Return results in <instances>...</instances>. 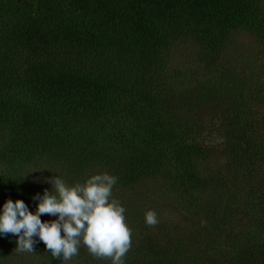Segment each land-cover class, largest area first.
<instances>
[{"label":"trees","instance_id":"16d2710c","mask_svg":"<svg viewBox=\"0 0 264 264\" xmlns=\"http://www.w3.org/2000/svg\"><path fill=\"white\" fill-rule=\"evenodd\" d=\"M254 5L256 0H0V163L39 161L47 170L58 165L83 177L97 162L125 185H139L172 162L188 189L191 184L202 192L208 183L185 167L209 148L191 138V128L174 126L170 112L206 96L175 99L165 70L183 38H194V57L213 66L229 31L254 25ZM217 97L208 98L215 107L227 104L222 92ZM225 111L232 120L223 144L240 145L228 170L231 195L218 216L225 219L186 233L192 248L180 250L193 252L198 264H264V116L242 101ZM122 117L134 133L113 130ZM11 174L0 175V211L7 200L19 199L35 213L34 191L16 170ZM33 239V246L49 251ZM16 240L0 235V250ZM150 246L125 264H171Z\"/></svg>","mask_w":264,"mask_h":264},{"label":"rangeland","instance_id":"374dc122","mask_svg":"<svg viewBox=\"0 0 264 264\" xmlns=\"http://www.w3.org/2000/svg\"><path fill=\"white\" fill-rule=\"evenodd\" d=\"M256 5L254 6L259 15L251 19L254 25L251 28L241 26L231 29L224 40L225 48L213 66L205 67L194 57L197 49L194 38H183L174 46L171 63L168 70H165L166 74L172 76V81L167 82V85L174 91L173 96L176 99V95L183 93H205L206 100L202 103L193 102L170 112L171 119L176 127L191 128L192 133H195L191 138L209 148L205 155H192L188 159V166L184 162L178 167L193 168L197 177L208 185L202 192L191 189V184L188 189V184L181 177L182 171L172 162L161 169V174L139 185H125L117 177L112 190L113 197L125 207L126 221L132 228V246L124 257V264L137 255L142 256L143 245L146 243H150L152 250L158 252L157 258L165 262L198 264V256L195 257L193 252H183L187 247L192 248L187 238L190 235L185 234L201 229L208 230L216 221L222 222L225 219L218 216L224 202L231 195L228 183L232 180L228 170L233 167L234 152L240 147L236 145L238 142L223 144V135L232 120L229 113L231 111L227 112L225 108L232 102L242 101L247 104L248 109L254 113L262 112L264 116V0H256ZM219 92L223 93L227 104L215 107L217 104H212L208 98L218 99ZM238 94L239 97H236ZM170 104L174 103L170 101ZM166 114L169 115V111ZM122 127L125 136L129 132L134 133L125 117L114 123L113 130L120 132ZM142 133L139 132V136ZM135 136L138 140L139 136ZM95 165L87 175L78 177L58 165L53 167L54 171L47 170L39 161L19 167L0 163V175L7 177V174L16 170L24 178L27 190L34 191L33 195L36 196L40 195L38 191L43 195L46 189L51 190L52 185L48 181L54 176L64 179L68 185H74L77 182L82 183L93 174L108 173L97 162ZM35 204L31 211H36L38 200ZM150 209L157 213L158 223L155 226L145 223L144 213ZM181 247L183 251L180 250ZM15 248L16 243H13L0 250V264H62L61 258L53 257L49 251L45 253L37 246H33V253H18ZM63 264H111V261L95 258L86 247L81 246L79 254Z\"/></svg>","mask_w":264,"mask_h":264},{"label":"clouds","instance_id":"9594fccd","mask_svg":"<svg viewBox=\"0 0 264 264\" xmlns=\"http://www.w3.org/2000/svg\"><path fill=\"white\" fill-rule=\"evenodd\" d=\"M48 182L51 190L33 197L38 200L35 213L19 199L4 203L0 235L14 234V250L18 253H33V238L39 237L53 257L62 259V264L77 256L81 246L95 258L124 264L132 246V228L126 221L125 207L113 197L117 177L102 172L74 185H68L59 176ZM43 214L57 219L42 222ZM144 217L148 226L158 223L155 210H147Z\"/></svg>","mask_w":264,"mask_h":264}]
</instances>
